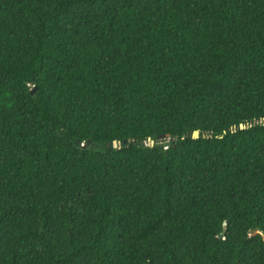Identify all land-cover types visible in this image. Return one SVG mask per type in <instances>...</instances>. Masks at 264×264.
<instances>
[{"label": "trees", "instance_id": "obj_1", "mask_svg": "<svg viewBox=\"0 0 264 264\" xmlns=\"http://www.w3.org/2000/svg\"><path fill=\"white\" fill-rule=\"evenodd\" d=\"M0 264H264V0H0Z\"/></svg>", "mask_w": 264, "mask_h": 264}, {"label": "water", "instance_id": "obj_2", "mask_svg": "<svg viewBox=\"0 0 264 264\" xmlns=\"http://www.w3.org/2000/svg\"><path fill=\"white\" fill-rule=\"evenodd\" d=\"M242 127H243V125H242ZM193 137H194V138L199 137V131H198V130H195V131H194ZM162 138H163V137H160V138H158V139H156V140H154V139H150V144L153 145L155 142H159V140L162 139ZM125 141H127V140H125ZM77 143H78V141H77ZM137 143H138V145L141 144V140H138ZM108 145H110V143H109ZM120 145H121V141H117V140H115V141L113 142V146H120ZM220 236H222V234H220Z\"/></svg>", "mask_w": 264, "mask_h": 264}]
</instances>
